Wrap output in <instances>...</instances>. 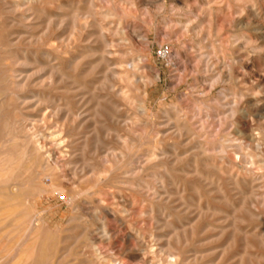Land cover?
<instances>
[{"label": "rangeland", "instance_id": "374dc122", "mask_svg": "<svg viewBox=\"0 0 264 264\" xmlns=\"http://www.w3.org/2000/svg\"><path fill=\"white\" fill-rule=\"evenodd\" d=\"M14 1L0 0V124L29 111L41 118L49 106L55 123L0 125V264H144L130 261L138 247L130 231L157 243L159 264L169 253L180 264H264V172L239 171L221 145L240 137L225 94L240 106L241 92L264 104V0H34L33 13ZM161 46L166 59L156 56ZM216 60L233 74L218 78ZM8 74L24 80L19 91ZM16 92L39 100L25 108ZM247 113L255 133L264 131V111ZM21 127L50 133L56 140L36 137L42 163L51 152L60 162L46 170L41 159L22 160ZM230 175L255 178L252 202V183L227 185Z\"/></svg>", "mask_w": 264, "mask_h": 264}, {"label": "bare ground", "instance_id": "6f19581e", "mask_svg": "<svg viewBox=\"0 0 264 264\" xmlns=\"http://www.w3.org/2000/svg\"><path fill=\"white\" fill-rule=\"evenodd\" d=\"M2 1V0H1ZM33 1L34 0H24L23 1V3H22V1H14L15 2V5L17 6V7H20L21 6V4H27L28 3V7H27V10H30L32 13L33 12H35L34 11V9H33V6L35 5V3L36 2H34V5H33ZM126 1V0H125ZM130 1V0H129ZM147 1V0H146ZM256 2H258V1H256ZM63 3V2H62ZM38 5H39V3H37ZM12 5V4H11ZM14 5V6H15ZM33 5V6H32ZM210 5V4H209ZM13 6V7H14ZM43 6V5H42ZM42 6H40V8L42 7ZM12 7V6H11ZM11 7H10V9H11ZM12 7V8H13ZM24 7H25V5H24ZM35 7V6H34ZM46 7V6H45ZM44 7V8H45ZM257 7V6H256ZM7 8H8V4H7ZM37 8V7H36ZM39 8V9H40ZM16 9V8H15ZM23 9V8H22ZM25 9V8H24ZM219 9V8H218ZM7 10V9H6ZM259 10V9H258ZM16 11H20V10H16ZM46 11V10H45ZM240 11V10H239ZM250 11H251V9H250ZM21 12V11H20ZM23 12V11H22ZM218 12V11H217ZM242 12V11H241ZM253 12V11H252ZM41 13V12H40ZM250 13V12H249ZM107 14V13H106ZM113 15V14H112ZM209 15L210 16H214V12H209ZM254 15L257 17V15H259V14H257V13H255L254 12ZM106 16H108V15H106ZM21 18H22V20L23 21H26L27 20V18H28V16H27V14L26 13H21ZM30 20V19H29ZM253 20V19H252ZM17 21H18V19H17ZM208 21V20H207ZM251 21V20H250ZM255 21V20H254ZM253 21V22H254ZM13 22V21H12ZM259 22V21H258ZM257 21H256V23H258ZM3 23V22H2ZM5 23V22H4ZM7 23V22H6ZM211 23H212V20H211ZM24 24H26V23H24ZM29 24V23H28ZM239 24V23H238ZM250 24V23H249ZM7 25V24H6ZM48 25V24H47ZM100 25V24H99ZM256 25V24H255ZM240 26V25H239ZM47 29H49V28H47ZM254 29H260V27L258 26H256V27H254ZM195 30V29H194ZM121 32V31H120ZM122 33H123V31H122ZM118 34V33H117ZM8 35V34H7ZM244 37V36H243ZM245 38V37H244ZM264 38V37H263ZM247 39V38H246ZM250 39V38H249ZM120 40V39H119ZM44 41H46L45 39H44ZM43 41V42H44ZM121 41V40H120ZM253 41V40H252ZM53 42V41H52ZM105 43V42H104ZM201 43V42H200ZM4 44V43H3ZM40 44V43H39ZM195 44V43H194ZM52 45H53V43H52ZM244 45V44H243ZM64 47H65V45H63ZM198 46V45H197ZM213 46V45H212ZM252 46V45H251ZM217 47V46H216ZM245 47H246V45H245ZM202 48V47H201ZM212 48V47H211ZM214 49V48H213ZM49 50V49H48ZM257 50V49H256ZM255 50V51H256ZM251 51V50H250ZM259 51V50H258ZM208 52V51H207ZM31 53V52H30ZM37 53V52H36ZM254 53V52H253ZM16 54V53H15ZM32 55V54H31ZM44 55V54H43ZM46 55V54H45ZM44 55V56H45ZM27 56V55H26ZM34 56H36V55H34ZM37 56H38V54H37ZM240 56V55H239ZM24 57V56H23ZM33 57V56H32ZM47 57V56H46ZM232 57V56H231ZM237 57V56H236ZM21 58V57H20ZM38 58V57H37ZM25 59H27V58H25ZM29 59V58H28ZM33 59V58H32ZM35 60V59H34ZM233 60H234V62L233 63H236L235 62V57L233 58ZM1 61V60H0ZM36 61V60H35ZM215 63H214V68H215V71H216V73H217V76H218V78H223L224 77V75H225V73H226V70L228 69V67L225 65V61L224 60H216V61H214ZM248 62V61H247ZM5 63V62H4ZM4 63H2V64H4ZM256 63H258V62H256ZM9 64V63H8ZM50 64V63H49ZM247 64V63H246ZM259 64V63H258ZM22 65V64H21ZM48 65V64H47ZM260 65V64H259ZM10 66V65H9ZM23 66H25V65H23ZM49 66V68H50V65H48ZM232 66V65H231ZM230 66V68L228 69L229 70V73H230V75L231 74H233L232 73V67ZM4 67H8V66H4ZM12 67V66H11ZM19 67H20V64H19ZM19 67H17V68H19ZM52 67V66H51ZM242 67V66H241ZM262 67V66H261ZM21 68V67H20ZM48 68V67H47ZM6 69V68H5ZM24 69V68H23ZM54 69V68H53ZM56 69V68H55ZM260 69V68H259ZM11 70V69H10ZM13 70V69H12ZM22 70V69H21ZM263 70H264V68H263ZM9 71V70H8ZM51 71V70H50ZM36 73V72H35ZM52 73V72H51ZM4 74V73H3ZM25 74V73H24ZM34 74V73H33ZM1 75V74H0ZM50 75H52V74H50ZM216 76V75H215ZM11 77H13V76H11V75H7L6 76V81L9 83V85H11L13 88H11V90L13 89H16V90H20V88L22 87V83H21V81H24V80H21V78H19V79H13V78H11ZM62 77V76H61ZM33 78V77H32ZM258 79V81H263V79H264V77L263 76H259V78H257ZM51 80H48V82H50ZM247 81V80H246ZM1 82V81H0ZM6 82V83H7ZM32 82V81H31ZM30 82V83H31ZM34 82H36V81H34ZM33 82V83H34ZM39 82H41V81H39ZM38 82V83H39ZM251 82V81H250ZM7 83V84H8ZM6 84V85H7ZM45 84V83H44ZM52 84V83H51ZM5 85V86H6ZM48 85V84H47ZM28 86V85H27ZM37 86H38V84H37ZM41 86V85H40ZM44 87V86H43ZM45 87H46V85H45ZM5 88H7V87H5ZM9 88V87H8ZM36 88V87H35ZM49 88V87H48ZM37 90H38V88H36ZM46 89V88H45ZM35 90V89H34ZM7 91V90H6ZM36 91V90H35ZM45 91V90H44ZM235 91V90H234ZM234 91H232V95L234 96V97H236L237 96V93L236 92H234ZM8 92V91H7ZM23 92H24V90H23ZM9 93V92H8ZM21 93V92H20ZM44 93V92H43ZM24 93H22V95H23ZM50 94V93H49ZM250 94V93H249ZM248 93H244V92H241L240 93V95H239V97L241 96V99L240 100H242V105L240 106V105H238V103H236V102H233V100H230L228 97H226V94H225V96H224V100H225V104H226V108L228 109V110H230V112L234 115V120H233V124H234V126H235V131L240 135V137H238V138H234V136H232L231 134H227L226 136H224L223 137V139H222V143H221V145H222V147H223V149H229V150H231V152H232V155H233V159H234V166L239 170V171H246V172H249V173H251L252 171H253V169H258V170H260V171H262V172H264V148H263V143L262 142H264V131H259L258 133H255V130L258 128H256V127H254V125L253 124H251V123H249L248 122V119H250V118H248V113L247 112H249V114H251V115H254V116H256V117H261L262 115H263V111H264V104L262 103V99H259V98H257V97H255V98H253V95L251 94V95H249ZM10 95V94H9ZM22 95H20L18 92H16V94L14 95V99H15V101L17 102V103H22V105H24V107L26 108H28V106H30L34 101V99H35V97H37V96H39L37 93H32V95H28V96H24V97H22ZM11 96V95H10ZM9 96V97H10ZM28 97H32L33 99H31V100H26V98H28ZM4 98V97H3ZM231 98V97H230ZM233 98V97H232ZM8 99V98H7ZM13 99V100H14ZM48 99V98H47ZM12 100V101H13ZM35 100H39V98L38 99H35ZM40 100H41V98H40ZM45 100V99H44ZM235 100V99H234ZM5 101V100H4ZM8 101V100H7ZM12 101L10 102V103H12ZM47 101V100H46ZM2 102V101H1ZM44 102V101H43ZM3 104L4 103H1V105H0V112H2V110H4V109H2V107H3ZM7 104V103H6ZM14 104V103H13ZM55 104H57V103H55ZM47 105V104H46ZM45 105V106H46ZM60 105V104H59ZM248 105V107L250 108V111H247L246 110V108H245V106H247ZM6 106V105H5ZM8 106V105H7ZM6 106V107H7ZM14 106H17L16 105V103H15V105ZM44 106V105H43ZM45 106H44V108H45ZM55 106V105H54ZM225 106V105H224ZM5 107V108H6ZM12 107V106H11ZM47 107V106H46ZM53 107V106H52ZM62 107V106H61ZM65 107V106H64ZM10 108V107H9ZM14 109V108H13ZM61 109V108H60ZM6 110V109H5ZM9 110V109H8ZM15 110V109H14ZM22 110V109H21ZM44 110V109H43ZM42 110V111H43ZM53 110H55L54 108H51V106H49L48 108H47V111H45V112H43L40 116H41V118H36V117H38V115H35V114H33V112H31V111H29V112H26V114L24 115V116H22L20 113V115H21V117H19V118H17L15 121L13 120V121H11L10 119H11V117H9V120L10 121H3L2 123H25V125H26V123H50V124H52V123H55L53 120H52V116H53V114L55 113H53ZM70 110V109H69ZM7 111V110H6ZM16 111V110H15ZM14 111V112H15ZM18 111V110H17ZM23 111V110H22ZM199 111V110H198ZM8 112V111H7ZM13 111H11V113H12ZM21 112V111H20ZM6 113V112H5ZM4 113V114H5ZM23 113V112H22ZM41 112H39V114H40ZM70 113H72V115L74 114L73 112H70ZM165 113V112H164ZM18 114V115H19ZM69 114V113H68ZM11 115H13V114H11ZM15 115V114H14ZM13 115V116H14ZM70 115V114H69ZM176 115V114H175ZM174 115V116H175ZM17 116V115H16ZM76 116V115H75ZM57 117V116H56ZM179 118V117H178ZM65 119V118H64ZM5 120H7V119H5ZM180 120V119H179ZM179 120H177V121H179ZM181 122V121H180ZM258 122V121H257ZM1 123V124H2ZM0 124V125H1ZM57 124V123H56ZM59 124V123H58ZM180 124V123H179ZM179 124H178V126H179ZM14 125V124H13ZM24 125V126H25ZM75 125V124H74ZM2 126V125H1ZM44 126H46V125H44ZM49 126V125H48ZM56 126V125H55ZM55 126H53V128L55 127ZM69 126V125H68ZM73 126V125H72ZM29 127V126H28ZM40 127V126H39ZM61 127H62V125H61ZM13 128V127H12ZM34 128H36V127H34ZM49 128H50V126H49ZM64 128V127H63ZM69 128H70V126H69ZM75 128V127H74ZM184 129H185V127H183ZM264 128V127H263ZM7 129V128H6ZM31 129V128H30ZM46 129V128H45ZM52 129V128H51ZM57 129H58V127H57ZM187 129V128H186ZM258 129H260L261 130V128H258ZM257 129V130H258ZM42 130V129H41ZM76 130V129H75ZM31 131V130H30ZM34 131V130H33ZM50 131H52V130H50ZM49 131V132H50ZM59 131V130H58ZM68 131V130H67ZM83 131V130H82ZM12 132V131H11ZM20 132H22L23 133V136L25 137V139H26V141H27V146H25L24 144V148L23 149H21L20 150V158L22 159V160H25V161H27V162H33V163H36V162H38V163H40V159H41V165L43 166V168L44 169H46V170H50L51 169V163H53V161L55 160V162L54 163H56V164H58L59 162H60V158L61 157H54L55 155L51 152V150H48V152H51L50 153V158L48 159V157H47V160L45 161L46 162V164L44 165L43 163H45V162H43L42 163V160L44 159V157H41V155H43L44 156V154H41V152L43 153V151H41V148L43 147V146H38V144H36V137L37 136H39V138L38 139H40L41 137L45 140L46 139V134L47 133H43V132H40L39 130H37V128H36V130H35V132L34 133H28L26 130H25V128H23V127H21L20 128ZM32 132V131H31ZM45 132V131H44ZM72 132V131H71ZM5 133V132H4ZM13 133H15V132H13ZM55 133V132H54ZM52 134V133H51ZM57 134V133H56ZM9 135V134H8ZM49 135V137H51L50 136V133H48L47 134V136ZM55 135V134H54ZM65 137V136H64ZM243 137H245V138H247V145H248V147H246L245 145L246 144H244V141H237V140H241ZM69 139H70V137H68ZM13 139H16V138H13ZM51 140L52 139H54V140H56L55 138H53V137H51L50 138ZM18 140V139H17ZM22 140V139H21ZM58 140H59V138H58ZM57 140V141H58ZM25 141V140H24ZM62 141V140H61ZM37 142H39V141H37ZM65 142H66V140H65ZM64 142V143H65ZM13 143V142H12ZM20 143H22V142H20ZM53 143V142H52ZM60 143V142H59ZM2 144V143H1ZM10 144V143H9ZM8 144V145H9ZM17 144V143H16ZM49 144V143H48ZM51 144V143H50ZM20 145V144H19ZM22 145V146H23ZM40 145H41V143H40ZM60 145H63V143L62 144H60ZM65 145H67V142H66V144ZM64 145V146H65ZM12 146H14V145H12ZM51 146V145H50ZM46 147V146H45ZM169 147V146H168ZM16 148V147H15ZM22 148V147H21ZM50 148V147H49ZM53 148H54V145H53ZM60 148V147H59ZM59 148H58V150H59ZM162 148V147H161ZM164 148V147H163ZM174 148V147H173ZM45 149V148H44ZM48 149V148H47ZM46 149V150H47ZM55 149V148H54ZM62 149V148H61ZM60 149V150H61ZM45 150V151H46ZM57 150V151H58ZM63 150V149H62ZM164 150V149H163ZM54 151V150H53ZM17 152V151H16ZM161 152V151H160ZM28 153H31L30 154V156H29V154ZM60 153V152H59ZM163 153V152H162ZM17 154V153H16ZM15 154V155H16ZM47 154H49V153H47ZM57 154V153H56ZM164 154H165V152H164ZM46 155V154H45ZM68 155V154H67ZM10 156V155H9ZM8 156V157H9ZM61 156H62V154H61ZM151 156H152V158H150V160L151 159H153V160H157V162H158V155H157V152L156 153H153V151H152V154H151ZM150 156V157H151ZM162 156V155H161ZM1 157V156H0ZM62 157H64V155L62 156ZM171 157V156H170ZM19 158V157H18ZM46 158V157H45ZM1 159V158H0ZM11 160H12V157L10 158ZM50 160H53L52 162L50 161ZM165 160V159H164ZM14 161V160H13ZM12 161V162H13ZM21 161V160H20ZM167 161V160H166ZM166 161H163V162H165L164 164H166ZM156 163V162H155ZM11 164V163H10ZM20 164V163H19ZM18 164V165H19ZM152 164V163H151ZM161 164H163V163H161ZM16 165V164H15ZM14 165V166H15ZM37 165V164H36ZM54 165V164H53ZM153 165H155V164H153ZM167 165V164H166ZM14 166L13 167H11V168H13L12 170H15L14 169ZM34 167H35V165H33ZM58 166H60V165H58ZM37 167V166H36ZM168 167V166H167ZM3 168H4V165H3ZM17 168V167H16ZM2 169V167L0 168V170ZM9 169V168H8ZM12 172H14V171H12ZM38 172L39 171H37V174H38ZM42 173V172H41ZM40 172H39V174H41ZM248 173V174H249ZM253 173V172H252ZM251 173V174H252ZM35 174V173H34ZM11 175H13V174H11ZM33 175V174H32ZM52 175V174H51ZM102 175V174H101ZM31 176V175H30ZM56 176H58V175H56ZM33 177L34 176H32V179H33ZM36 177H38V176H36ZM51 177V176H50ZM97 177V176H96ZM101 177V176H100ZM103 177L104 176H102V179H103ZM32 179H31V181H32ZM37 179H39V177L37 178ZM25 180V179H24ZM250 180V181H249ZM101 181V180H100ZM104 181V180H103ZM102 181V183L104 184V182ZM110 181V180H109ZM109 181H108V184H110L111 183V181H110V183H109ZM253 181H255V178H251V179H248V180H243V181H241V179H240V177L237 175L236 177L234 176V175H230V176H228V178H227V185L228 184H233L234 186H237L238 188H239V186H241L242 184H248V183H252V188H250V189H252V191H251V202H252V199L253 198H255L257 195H258V188H256V184L253 182ZM35 183V182H34ZM79 183V182H78ZM113 183V182H112ZM10 184H11V182H10ZM13 184H15V183H13ZM26 184V183H25ZM29 184H31L30 183V181H29ZM59 184H61V183H59ZM100 184V183H99ZM221 184V183H220ZM219 184V185H220ZM31 185H33V184H31ZM35 185V184H34ZM50 185V184H49ZM56 185V184H55ZM55 185H54V187H55ZM77 185V184H76ZM75 185V186H76ZM94 185V184H93ZM97 185V184H96ZM5 186V185H4ZM10 186V185H9ZM21 186V185H20ZM59 186V185H58ZM63 185H61V187H62ZM245 186V185H244ZM248 186V185H247ZM250 186V185H249ZM36 187H38V186H36ZM73 187V186H72ZM91 187V186H90ZM65 188V187H64ZM222 188H223V186H222ZM18 189V188H17ZM63 189V188H62ZM87 189H89V188H87ZM219 189H221V187L219 186ZM13 190V189H12ZM54 190V189H53ZM63 190H65V189H63ZM67 190V189H66ZM74 190V189H73ZM76 193V192H75ZM95 193V192H94ZM157 193V192H156ZM92 194V193H91ZM98 194V193H97ZM83 196H84V194H83ZM127 196V195H126ZM249 196V195H248ZM85 197V196H84ZM87 197V196H86ZM96 197V196H95ZM117 197H119V196H117ZM129 197V196H128ZM81 198H83V197H81ZM91 198V197H90ZM97 198V197H96ZM99 198V197H98ZM119 198H121V197H119ZM134 198V197H133ZM75 200V199H74ZM78 200H80V202H81V199H78ZM86 200V199H85ZM89 200V199H88ZM134 200V199H133ZM10 201V200H9ZM12 201V200H11ZM73 201V200H72ZM76 201V200H75ZM93 201V200H92ZM90 202V201H89ZM88 202V203H89ZM98 202V201H97ZM77 203V202H76ZM75 203V204H76ZM92 203V202H91ZM94 203V202H93ZM82 204H83V202H82ZM81 204V205H82ZM96 204H99V203H96ZM128 204H130V203H128ZM84 205V204H83ZM93 205V204H92ZM243 205V204H242ZM96 206H98V205H96ZM143 207V206H142ZM105 208H106V206H105ZM108 208V207H107ZM106 208V212L107 213H109V214H111L110 212V210H109V208L107 209ZM76 209H79V208H76ZM81 209V208H80ZM104 209V208H103ZM112 209V208H111ZM140 209V208H139ZM82 210V209H81ZM80 211V210H79ZM218 211V210H217ZM97 212V211H96ZM129 212V211H128ZM253 213V212H252ZM112 214H115L114 212L112 213ZM115 215H117V214H115ZM27 216V215H26ZM78 216V215H77ZM106 216V215H105ZM113 216V215H112ZM111 216V217H112ZM118 216V215H117ZM98 217V216H97ZM110 217V216H109ZM119 217V216H118ZM4 218V217H3ZM77 218V217H76ZM115 219H116V221L118 222V221H122V219H117L116 217H114ZM120 218V217H119ZM121 218H123V217H121ZM28 219V218H27ZM102 219V218H101ZM31 220V219H30ZM97 220V219H96ZM99 220H100V218H99ZM133 220V219H132ZM28 221V220H27ZM113 221V220H112ZM125 221H127L126 219H125ZM29 222V221H28ZM30 222H33L32 220L30 221ZM91 222V221H90ZM94 222V221H93ZM100 221H98V223H99ZM115 222V221H114ZM123 223V222H122ZM130 223H132L131 222V220H130ZM4 224V223H3ZM79 224V223H78ZM81 224V223H80ZM116 224V223H115ZM125 224V223H124ZM33 225H34V223H33ZM75 225V224H74ZM82 225V224H81ZM85 225V224H84ZM91 225H92V223H91ZM100 225H101V228H102V231H103V233L105 234V235H108L109 234V232H110V229L111 228H108V224H106V222L105 221H101L100 222ZM126 225V224H125ZM134 225V224H133ZM80 226V225H79ZM129 227V226H128ZM135 227V226H134ZM38 229H39V226H38ZM38 229H37V231H38ZM114 230V229H113ZM131 230V229H130ZM40 231V230H39ZM98 231V230H97ZM129 231V230H128ZM30 232V231H29ZM35 233H37V232H35ZM243 233H245V232H243ZM72 234V233H71ZM129 237H132V238H134L136 241H137V244H138V247L137 246H135L134 244H133V242H132V244L135 246V247H137V249H135L136 251L135 252H133L132 253V256H131V259H130V261L132 260V259H135L136 260V258L138 257V256H142V260H143V262H144V264H157L158 262H156V260H155V252H156V248H155V245L157 246V243L156 244H153L152 245V243H151V241L149 242L147 239H146V237L144 236V235H141L140 233H136V232H133V231H130L129 233ZM91 235V234H90ZM104 235V236H105ZM28 236V235H27ZM31 236V235H30ZM126 236V235H125ZM29 238V237H28ZM106 239V238H105ZM156 239V238H155ZM94 240V239H93ZM124 240V239H123ZM160 241V240H159ZM158 241V242H159ZM122 242V241H121ZM95 243H97V242H95ZM2 244H4V243H2ZM19 244V243H18ZM264 244V243H263ZM95 246V245H94ZM5 249V248H4ZM35 249V248H34ZM96 249H97V247H96ZM129 249H130V247H129ZM98 250V249H97ZM32 251V250H31ZM67 252V251H66ZM94 253V252H93ZM126 253V252H125ZM10 255H11V253H9ZM28 254H30V253H28ZM100 253H98V255H99ZM102 254V253H101ZM117 254H119V253H117ZM95 255V254H94ZM113 255V254H112ZM252 255V254H251ZM33 256V255H32ZM103 256V255H102ZM108 256V255H107ZM114 256V255H113ZM113 256H112V258H113ZM120 256H122V255H120ZM119 256V257H120ZM125 256V255H124ZM172 256L173 255H170V253H169V256H167L168 258H166V260H165V264H180L179 262H178V260H175L174 259V257L172 258ZM100 257V256H99ZM111 257V256H110ZM117 257V256H116ZM123 257V256H122ZM171 257V258H170ZM101 258V257H100ZM100 258H98V259H100ZM103 258V257H102ZM111 258V259H112ZM125 258V257H124ZM172 259H174V260H172ZM127 260H128V262H129V259H126V263H128L127 262ZM93 261V260H92ZM105 261V260H104ZM106 261H108V260H106ZM112 261H114V259L112 260ZM124 261V260H123ZM122 261V262H123ZM133 261V260H132ZM97 262V261H96ZM118 261H116V263H117ZM121 262V261H120ZM121 262V263H122ZM137 262V261H136ZM106 263V262H105ZM110 263H113V262H111L110 261ZM120 263V264H121ZM135 263V262H134ZM93 264H95V263H93ZM98 264V263H97ZM106 264H108V263H106ZM117 264H119V263H117ZM122 264H124V263H122ZM133 264V263H132ZM140 264V263H139ZM159 264V263H158ZM162 264V263H161Z\"/></svg>", "mask_w": 264, "mask_h": 264}, {"label": "built area", "instance_id": "2783aa9c", "mask_svg": "<svg viewBox=\"0 0 264 264\" xmlns=\"http://www.w3.org/2000/svg\"><path fill=\"white\" fill-rule=\"evenodd\" d=\"M170 54V48L168 46H161L156 51V56L160 59H166Z\"/></svg>", "mask_w": 264, "mask_h": 264}]
</instances>
